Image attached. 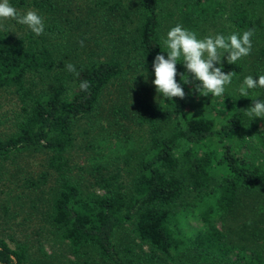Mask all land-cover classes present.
I'll list each match as a JSON object with an SVG mask.
<instances>
[{
    "label": "trees",
    "instance_id": "16d2710c",
    "mask_svg": "<svg viewBox=\"0 0 264 264\" xmlns=\"http://www.w3.org/2000/svg\"><path fill=\"white\" fill-rule=\"evenodd\" d=\"M138 3L139 13L132 17L131 9L120 7V0H32L39 15L52 21L42 35L27 28L13 38L0 29V90L14 87L25 111L18 131L0 138V159L28 149L46 155L48 170L42 176L47 181L53 174L57 187L49 218L75 257L69 264H141L129 258L133 247L123 245L132 244L130 233L121 241L116 233L126 223L133 225V238L162 254L168 264H264V247L231 243L214 223L229 216L242 193L264 190V119L249 118L241 110L252 105L248 97L228 91L221 97L202 96L195 90L198 81L183 83L179 75L186 73L183 63L177 64L176 80L184 88V99L161 97L160 103L144 101L131 111L135 123L147 129L148 140L130 184L126 187L121 172L112 173L100 163L111 162L110 154L125 152L121 141L112 142L108 150L107 139L92 144L98 154L90 159L95 163L92 175L104 193H85L71 178L68 151L76 142L77 123L97 110L105 88L124 74V57L136 54L138 64L155 77L152 62L167 51L160 33L161 0ZM183 3L181 12L193 28L227 12L217 0ZM250 3L256 7L254 0ZM259 14L235 1L230 18L236 33L250 29ZM63 30L72 37L70 43L74 38L76 43L83 40L76 50L85 59L77 65L70 61L79 76L73 73L72 84L61 82L53 91L34 97L26 78L59 66L54 36ZM47 31L55 35L51 38ZM104 52L100 59L97 54ZM244 70L240 61L223 62L225 73L240 75ZM259 71L264 75V68ZM84 80L91 84L88 92L79 88ZM258 89L260 95L253 91V98L264 99V88ZM34 184L30 181L29 187ZM191 209L204 226L188 233L181 219ZM10 257H15V264H41L30 260L26 244L12 247L0 235V264H13Z\"/></svg>",
    "mask_w": 264,
    "mask_h": 264
},
{
    "label": "rangeland",
    "instance_id": "374dc122",
    "mask_svg": "<svg viewBox=\"0 0 264 264\" xmlns=\"http://www.w3.org/2000/svg\"><path fill=\"white\" fill-rule=\"evenodd\" d=\"M26 1L31 2L32 0ZM120 1L121 8L131 9L132 17L135 13H139L138 0ZM185 1L188 0H161L162 28L160 33L162 38H166L167 32L176 24H181L184 28L197 33L198 38L216 34L227 36L236 33L234 23L230 18L235 1L236 3L244 2L245 6L253 13L259 10V17L250 28L254 29L251 37L252 51L248 56L238 60L244 65L245 70L242 74L233 76L231 84L227 85L225 90L231 95L239 96V87L244 78L252 75L258 79L257 75L261 71L256 72V69L264 68V54H261V50L264 49V0H254L257 3L256 7L250 3L251 0H217L226 5L227 12L196 28L192 27L190 20L181 12ZM30 2L27 5L22 0H9L10 5L20 14L29 9L39 14V11L30 5ZM47 17L48 15L42 17L45 28L52 24V21ZM27 28L11 18L0 20V29L8 31L13 38L23 35ZM250 29L241 31V34ZM47 35L52 38L55 34H49L47 31ZM66 35L64 32L54 36L53 49H56L57 55L60 56L59 66L52 72L32 73L27 76V84L34 97L44 92L53 91L61 82L66 85L74 82L73 73L65 69V62L71 61L77 65L82 59H85V56H77L78 50L76 49L80 43H76V38L70 43L72 37ZM100 41H103V36ZM91 48L93 47L86 48V50H91ZM105 55L106 52L97 54L100 59L105 58ZM226 56L227 54L222 58V63L227 61ZM123 61L124 74L105 88L97 110L78 121L75 129L76 142L68 151L69 161L73 167L71 178L80 184L85 193H104L92 175L95 163L90 159L98 154L95 151L97 148L94 150L92 147L93 143L107 139L108 150H110L112 142L125 143V147H123L125 152H119L118 155L110 154L113 157L111 162L100 163L109 167L112 173L121 172L126 187L130 184L138 159L146 148L148 131L135 123L131 111L144 101L157 102L158 93L152 83L155 77L144 71L138 64L136 54L132 53L124 57ZM253 91L258 93L256 96L261 93L258 88L249 89L248 98L252 99L255 96ZM120 108H124V110L119 111ZM124 111L129 113V117L124 115ZM24 113V105L15 88L1 89L0 138H8L18 131V125L23 120ZM255 146L253 144L251 148ZM45 156L40 150L28 149L13 154L8 160L0 159V235L5 237L12 247L18 243L26 244L31 261L35 260L41 264H69L75 257L69 250L68 242L62 240L58 234L60 231L50 222L49 218L50 205L56 196L57 187L53 174L47 181L42 176L48 170L44 165L46 163ZM30 181L35 183L32 187H29ZM176 209L179 210L181 207ZM196 215L197 211L194 209L184 213L181 226L186 232L193 233L204 226ZM214 223L224 233H227V240L231 243H242L243 247L248 246L254 249L264 247V190L256 194L242 193L229 216L225 220L217 219ZM116 233H120V241L122 236L126 238L128 237L126 233H130V242L132 241L133 245L130 243L123 245L133 247L134 252L129 254L131 260H139L141 264H168L166 257L162 254H155L148 245H141L138 239L133 238L132 233L134 232L131 223L121 225ZM251 248H248V251H251Z\"/></svg>",
    "mask_w": 264,
    "mask_h": 264
},
{
    "label": "clouds",
    "instance_id": "9594fccd",
    "mask_svg": "<svg viewBox=\"0 0 264 264\" xmlns=\"http://www.w3.org/2000/svg\"><path fill=\"white\" fill-rule=\"evenodd\" d=\"M9 18L27 26L37 36L44 33L43 18L36 11L29 9L20 14L10 5L9 0H0V20ZM253 33L254 29H250L242 34L231 33L227 36L216 34L198 38L197 33L184 28L181 24H176L167 32L166 38H162L167 51L157 54L152 62L155 74L152 83L158 93L157 102L160 103L161 97L166 100L175 97L185 98L184 88L176 80L178 63H183L186 69V73L179 74L183 83L198 81L195 90L202 96L211 94L213 97H221L235 75L233 71L228 73L223 71L222 58L227 54V63L232 65L248 56L252 51ZM80 43L83 46V40ZM217 64L220 66L217 67ZM64 66L68 72L79 76L72 63L65 62ZM79 88L88 92L91 84L84 80ZM255 88H264V75H258V79L252 75L246 76L239 87V92L241 96L248 97V90ZM241 110L249 118L264 119V99L252 98V105L247 110ZM10 260L15 264V257H10Z\"/></svg>",
    "mask_w": 264,
    "mask_h": 264
}]
</instances>
